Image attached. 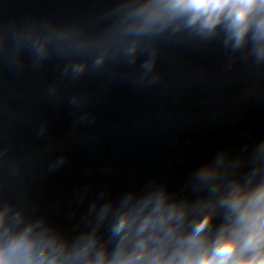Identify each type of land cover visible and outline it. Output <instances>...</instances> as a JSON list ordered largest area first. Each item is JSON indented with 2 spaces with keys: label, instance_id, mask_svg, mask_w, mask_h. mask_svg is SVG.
I'll use <instances>...</instances> for the list:
<instances>
[{
  "label": "clouds",
  "instance_id": "clouds-1",
  "mask_svg": "<svg viewBox=\"0 0 264 264\" xmlns=\"http://www.w3.org/2000/svg\"><path fill=\"white\" fill-rule=\"evenodd\" d=\"M163 7L201 30L211 32L223 23L237 44L253 29L264 39V0H165ZM220 205L225 215L214 234L209 231L212 211L193 219L185 232L181 229L186 213L175 206L166 208L158 197L142 218L130 212L120 217L114 232L123 236L111 257L101 250L83 264H264V182L247 189L235 186ZM94 243L88 241L74 257L87 256ZM62 251L52 241L32 236L31 228L14 236L7 230L0 234V264H73L61 258Z\"/></svg>",
  "mask_w": 264,
  "mask_h": 264
},
{
  "label": "water",
  "instance_id": "water-1",
  "mask_svg": "<svg viewBox=\"0 0 264 264\" xmlns=\"http://www.w3.org/2000/svg\"><path fill=\"white\" fill-rule=\"evenodd\" d=\"M0 234L31 228L60 246L62 259L83 264L112 249L98 230L45 141L0 46ZM89 254L74 257L88 241Z\"/></svg>",
  "mask_w": 264,
  "mask_h": 264
}]
</instances>
